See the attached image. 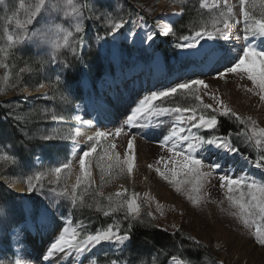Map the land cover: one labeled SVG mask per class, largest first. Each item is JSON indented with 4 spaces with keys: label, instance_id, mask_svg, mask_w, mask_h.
<instances>
[{
    "label": "rangeland",
    "instance_id": "374dc122",
    "mask_svg": "<svg viewBox=\"0 0 264 264\" xmlns=\"http://www.w3.org/2000/svg\"><path fill=\"white\" fill-rule=\"evenodd\" d=\"M32 2L34 0H0V64L4 65L0 67V109L3 112L0 115V155L11 157L8 161L0 160V187L4 188H0V245L6 251L2 254L4 264H17V261L20 264H73L72 259L76 253L74 251L66 250L65 255L70 256L66 259H63L62 253H54V257L51 256L45 261L41 255L45 245L39 247L32 242L24 244V232H18L23 226L21 220L24 217V199L32 204L31 220L36 225L41 221V217L47 216L46 220L61 223L63 227L77 228L81 232L78 239H83L87 234H95L97 230H106L109 225L121 235H129L131 226L129 227L130 218H125L126 204L124 208L115 211V205L109 207L107 198L115 197L117 192L124 193L119 198L121 202L133 195L137 198L139 218L131 220V223L140 220L150 223L170 235H177L180 242L176 243V248H172L169 254L151 248L147 255L143 252L140 257L132 258L133 262L126 260L123 254L126 243L121 245L102 242L84 252L87 255L82 264H264V245H260L255 238L257 226L264 228V221L257 216L256 223L249 221V224L245 225L238 215L234 214L238 209L232 207L226 199V189L220 187L218 175H213L205 182L198 194V203L193 204L188 198L187 186H181V191L177 192L175 186L159 176L156 171L159 169L170 174L166 163L170 162V154L159 145L175 124L182 125L185 129L182 136L189 135L188 130L191 128V135L206 138L213 134L224 135L219 133L218 126L212 130L192 128L191 125L198 123L201 115L205 118L216 115L218 124L220 118L225 119L232 127L230 132L245 130L251 135L248 130L253 126L256 129L264 128V101L260 99L259 89L247 79L246 73H226L223 78L217 75L220 70L235 62L236 54H242L245 46L242 31L244 21L240 15L239 0H74L77 9L75 13L72 12V6H67L64 0H50V3L57 5V11H42L29 28L39 31L50 25L55 18L56 23L72 31L73 35L69 38L68 45L56 53L57 62L45 63L43 67L38 61H49L52 54L50 45L26 41L11 48L7 46L6 33L16 36L19 32L14 21L8 23V18L16 13L20 20L26 19L27 13L20 4L23 3L26 8ZM161 2L172 3L184 13V9L188 11L184 26H173L166 53H160L168 77H173L182 69H188L194 64L206 63L204 59L198 61L193 54L198 50H181L175 46L182 43L183 36H191L196 31L205 29L212 31L216 40L208 43L218 44L224 54L217 62L218 66L217 63L211 64L212 70L208 75H185L178 79V83L203 79L209 85L207 89L200 88L194 92L178 90L177 93L154 102L158 107L194 110L197 120H184L192 115L191 111L183 113V120L181 113L169 112L163 116L153 115L143 119L142 123L147 125L146 127L129 128L126 117L137 105L124 107L127 112L116 116L120 121L112 118L109 121L111 124L107 123L108 125L101 129L111 133L107 141L102 140L101 143L114 144L116 147L113 151L123 164L127 140L130 137L123 132L116 136L115 129L121 127L124 132L135 135L133 155L136 161H133L132 173H127L126 166L123 174L114 175L107 171L102 173V168H106L108 162L99 160L103 152L98 147L97 153L88 158V182L81 179L77 185L78 178L82 177L79 156L88 150L93 142L88 141V136L76 135L82 123L77 122L75 117L78 115L84 118L86 101L101 98V84L108 77H116L123 71L135 69L140 63L144 72L153 71L152 62L145 61L147 54L144 51H131L126 45H118L108 39L106 33L110 24L121 20L128 21V27L136 29L141 17H149L154 22ZM201 4L205 7L202 8ZM213 4L217 7H213ZM260 7L259 0H248L245 5L246 10L257 18H260ZM229 8L232 10L230 14ZM65 12L69 15L65 16ZM77 18L84 29L82 33L75 32ZM131 18L138 20L133 24ZM225 20L227 28L224 26ZM217 28L227 34V39L216 31ZM237 35L241 37L239 40ZM100 36L105 39L97 42ZM255 40L261 42L257 50H264V40L251 39L254 47ZM65 63L71 66L65 68ZM21 68L26 71L21 72ZM77 71H80L79 80L85 76L91 84L93 95H84L78 82L69 81L70 78L65 75L66 72L76 75ZM58 75L59 83L56 82ZM41 83L47 86L46 100H42L41 96L22 97V89L33 90ZM197 95L199 100L196 99ZM62 96H67L70 102H65ZM204 104L213 105V108L219 107L221 111L224 108L231 109L244 123L231 114L222 117L213 109H204ZM53 115L62 116L63 119L55 123L51 119ZM43 135L68 138L45 141L41 139ZM72 136H76L75 142L71 139ZM253 146L259 155L264 154V144L256 146L253 143ZM182 147L186 148L187 142ZM19 153H25L26 156ZM141 154L143 161L140 160ZM200 154L208 162L219 161L223 168L218 170L220 174L230 170L228 174L235 178L247 177L264 184V170L256 169L238 153L232 155L213 149ZM38 156L44 158L42 165L37 163ZM64 163H70V167L63 170L57 181L55 175L50 174V169ZM150 164L152 168H149ZM38 172L45 173L41 181L43 188L37 184V191L30 194L26 191L27 180L34 178ZM14 182L23 188L22 199L14 196L9 187ZM73 195L76 196L75 206L72 203ZM105 211L109 213L107 217L104 215ZM117 225L119 229L116 228ZM191 245L200 248L204 253L197 261L187 259L184 255L185 250L192 249Z\"/></svg>",
    "mask_w": 264,
    "mask_h": 264
},
{
    "label": "snow or ice",
    "instance_id": "6c2138e0",
    "mask_svg": "<svg viewBox=\"0 0 264 264\" xmlns=\"http://www.w3.org/2000/svg\"><path fill=\"white\" fill-rule=\"evenodd\" d=\"M240 2V15L244 21L243 31V40L245 41V46L242 49V54H236L235 62L231 66H227L220 70L217 75L219 78H223L226 73H246L247 79L252 82V84L259 89L260 99L264 101V50H257L256 47L252 46L251 39H261L264 40V0H259L260 3V18H257L255 15H251L245 8V5L248 3V0H239ZM64 3L67 6H72V12H77V9L74 6V0H64ZM22 9H25L27 13V18L20 20L17 18L16 13H13L11 17L8 18V23L11 24L15 22L16 29L19 30L16 36L7 35V46L9 48L14 45H22L26 41H34L38 45H50L52 48V54L49 61H38L41 64V67L45 63H56L57 56L56 53L63 47L68 45L69 38L72 37L73 32L66 30L65 27L55 22H53L41 28L39 31L31 30L30 25H33L37 20L38 16L45 11L46 9L49 12H56L57 5L55 3H50V0H34L26 8L23 3L20 4ZM201 7H205L204 4H201ZM213 7H217L216 4H213ZM231 8L228 9L229 14L231 13ZM65 16H68L69 13L65 12ZM223 15V13H221ZM100 19V17H96ZM125 21H118L110 24L109 31L107 32L108 36L115 38L116 33L124 26ZM135 24V21H133ZM160 29V34L165 35L168 32H171L172 29L160 24L157 22ZM225 28L228 27L227 21L224 22ZM84 31L81 26L80 19L76 20L75 32L82 33ZM221 36H224L227 39V34L217 28L216 30ZM55 37V39L53 38ZM155 33L149 31L145 36L144 40L151 45L155 40ZM241 37L237 35V40ZM105 39V37L100 36L97 38V42ZM182 43L176 44L175 46L181 50H198L193 53L194 55H199L206 61L207 64L217 63L221 57L224 55L221 51V47L216 43H208L216 40V35L212 31L202 30L196 31L191 36H183L181 38ZM83 47V41H81ZM75 55V51L73 52ZM82 59V57H81ZM3 64H0V67H3ZM70 64L65 63L64 67H70ZM218 66V63H217ZM21 72H25V68L20 69ZM215 78V77H214ZM56 82H60L59 75L56 77ZM209 85L203 79H190L184 82H180L174 86H171L166 89H161L157 91H152L149 95H146L142 100L139 101L138 106H136L131 114L126 117V124L129 128L131 127H146L142 123V120L155 116H163L169 112L181 113V120H183V113L192 112V115H189L187 119L189 121L197 120L194 110L187 108H166L158 107L154 102L161 100L162 98H167L172 94L178 92V90H188L194 92L197 89L204 88L207 89ZM45 88V85L41 83L37 88V91ZM207 94V93H205ZM65 102H70L67 96L61 97ZM196 99L199 100V95L196 96ZM213 99H216L213 97ZM204 109H213V111L218 112L219 116L227 117L230 114L236 116L231 109L224 108L223 111L219 107L213 108V105L204 104ZM53 121L62 120V116L53 115L51 118ZM77 122L91 124L90 120H81L80 116L75 117ZM237 120H240L241 123H244L239 116H236ZM218 126V119L216 115H212L209 118H205L201 115L198 119V123H193L192 128H202L206 130L216 129ZM184 129L181 128L180 132H183ZM189 135H178L177 131L173 129L171 133L163 137V141L160 143L162 149H166L167 153L170 154V162H166L170 168V174L161 172L157 169V174L163 179L167 180L168 183L175 186L177 192L181 191V186H187L186 191L188 192V198L192 201L193 204L198 203L200 197L199 193L204 187L205 182H207L213 175L219 176L220 187L226 189V199L229 201L230 205L238 209L235 215H238L239 219L243 221L245 225L249 224V221L256 223V217L258 216L260 220L264 221V184L257 183L255 179H250L247 177L235 178L228 174L226 170L223 174H220L218 170L223 169L222 165L217 162H208L205 157L200 154L204 151H212L213 149L221 153L235 155L241 152V145H247L252 147L253 143L256 146L264 144V128L256 129L254 126L248 131L251 133L249 135L247 132H237V141L234 142L231 139V134L219 136L211 135L209 137L204 136H194L191 135V128H189ZM129 136L127 140V151L125 153V159L123 164H121L119 157L113 151L115 145H109L108 143H101V141H107L111 133L107 131L97 130L94 135L88 136V141H91L90 147L88 150L83 151L82 155L79 156V168L82 173V177L78 178L77 185L80 184L81 179L88 182L89 178V168H88V158L91 157L94 153H97V148L102 149L103 154L99 156L100 161H107V167L102 168V173L104 171L109 172L110 174L118 175L123 174L125 171V166L127 173L130 175L133 170V145L136 139L135 135H132L128 132H124V129L118 127L115 129V135L120 136L121 133ZM76 135H79L77 132ZM55 138L67 139L68 137L58 136L53 137L51 135L41 136L42 140L48 141ZM71 139L75 142L76 136H72ZM187 142V147L183 148L182 144ZM198 150H200L198 152ZM11 157L8 155H0V160L8 161ZM244 160L248 161L256 169L264 170V154H261L256 157L255 160H250L248 156L243 157ZM99 166V165H98ZM70 163H64L60 166L53 167L50 169V174L55 175L56 180L58 181L61 177L63 170L68 169ZM153 166L150 164L149 168ZM45 173H36L34 178H29L27 180L26 191L28 193H33L37 191V184H40L41 189L43 185L41 183L44 178ZM51 182V181H50ZM11 186V185H10ZM51 191V190H50ZM75 192V189H74ZM41 194L43 192L41 191ZM197 194V195H194ZM63 196V193H59ZM124 193L117 192L115 197H108L109 207H113V211L117 209L124 208L126 204V215L125 218L129 219V227L131 226V220H136L139 218V205L137 204V198L135 195L129 197L126 201L121 202L119 200ZM73 206L76 204V196L72 197ZM159 207V206H158ZM104 215L107 217L109 213L104 212ZM47 219V216L41 218V221L44 222ZM143 222V221H141ZM119 229V225L116 226ZM81 236V232L77 228L65 227L62 234L58 236L57 239L50 245L47 249V254L44 256V260L48 261L49 257L53 256L54 253H64L66 250L74 251L77 254H82L86 250L90 251L91 248L100 245L102 242H111L115 244H124L129 240V235H121L119 231H114L113 227L109 225L106 230H97L95 234H87L83 239H78ZM256 241L260 245H264V228L257 226L255 233ZM175 260V257L172 258ZM0 264H4L0 260ZM17 264H20L17 261Z\"/></svg>",
    "mask_w": 264,
    "mask_h": 264
},
{
    "label": "bare ground",
    "instance_id": "6f19581e",
    "mask_svg": "<svg viewBox=\"0 0 264 264\" xmlns=\"http://www.w3.org/2000/svg\"><path fill=\"white\" fill-rule=\"evenodd\" d=\"M163 4L174 5L168 2H161L158 6L159 7L158 11L160 14L165 13V10L163 9ZM165 26L172 28V31H173V26L171 27L170 24H167ZM124 38H126L127 40L128 39L138 40V34H133L131 37H129L128 35H125ZM255 42H256L255 46L258 49V47L261 46V45L259 46L258 44L259 43L261 44V42L260 40H255ZM262 47L264 48V44ZM195 57L197 58L198 61H201L204 59L199 55H196ZM152 67H153V71L144 72L143 65L140 63L135 69H131L130 71H126V72L123 71L120 74H118L116 77H108L107 79L103 80L104 82H102L101 84V98L99 100L92 99L90 101L89 100L86 101V104L84 106L85 116L83 119L82 118L81 119L90 120L92 121V123L91 124L82 123V125L78 127L79 136L86 137L89 135H93L95 131L97 130H101V129L103 130L104 126L107 123H110L109 121H111L112 118H117L116 116L119 117L121 114H124L127 112V109L124 110V107L131 105V104H135L138 106L139 101L142 100L146 95H149L152 91L166 89L171 86H174L178 84L179 82L178 79H180L181 77L185 75H190L192 77L201 75V74L208 75L212 70L211 64H207V63L198 64L197 63V65L194 64L190 66V68L188 69L187 68L182 69V71H179L178 73L173 75V77H168L167 75L168 72H166L165 65L163 61L161 60L160 56H156L152 60ZM82 86L86 90L89 89L88 82H84ZM21 94L23 98L32 97V96H46L47 86L45 85V88L40 89V91H37V88L33 90L24 88L21 90ZM134 108L135 107H133L132 109ZM132 109L130 107V111ZM117 119L120 121L119 118ZM184 120H188L187 117H185ZM114 121H117V120H114ZM175 125L176 126L173 129L177 131L178 135L182 136L185 129L183 128L182 125H177V124ZM181 128L184 129L183 132H180ZM184 144L185 142L182 144V146ZM133 149H134V146H133ZM72 153L74 155V149H72ZM142 156L143 154L140 155L141 161H143ZM36 160H37V163L38 162L40 163L41 161H43V158L42 156H38ZM10 185L11 186L9 187L14 192V194L20 195V196L24 194L23 188L19 183L14 182V183H11ZM149 191L151 192V190ZM31 208H32V204L27 199H24L23 206H22V213L25 216L24 220L26 221L23 222V226H21L22 228L20 227V229H18L19 230L18 232L20 231L24 232L23 235H25V237L24 239L23 238L22 239L24 240L25 245L28 242H32V244L34 243L36 246H39V247L41 245L44 247L45 245V250H43L44 252L41 253V255L43 256L42 259H44V256L47 254V249L55 241V239H57L58 236L63 233L65 227H63L61 223L56 224L51 219L45 220L44 222L39 221L37 225L34 224L30 217ZM2 249L4 248L2 245H0V260H3L4 258L2 255ZM67 251L62 253L64 257L63 259L70 257V256L65 255L67 254ZM85 255L87 254L86 253H82V254L75 253L72 259V263L82 264L83 259L86 257Z\"/></svg>",
    "mask_w": 264,
    "mask_h": 264
},
{
    "label": "trees",
    "instance_id": "16d2710c",
    "mask_svg": "<svg viewBox=\"0 0 264 264\" xmlns=\"http://www.w3.org/2000/svg\"><path fill=\"white\" fill-rule=\"evenodd\" d=\"M184 17L182 21L179 23V26H184L186 22V16L188 14L187 9H184ZM132 20H137L136 18H132ZM164 43H168V40H164ZM165 50V49H163ZM67 78H70L69 80H76L77 76L69 75L67 72L65 73ZM3 112L0 109V115H2ZM2 127V124H0ZM232 130V127L230 124L225 121V119L220 118L219 124H218V131L221 135H227ZM18 148V146H17ZM21 156L23 153H19ZM23 156H26L24 153ZM1 189H4L3 187H0ZM9 197H11L9 195ZM14 203V202H13ZM129 244L127 248L123 251V254L126 256V260L129 262H133L132 258L140 257L141 254L144 252L146 255L148 252L152 249H155L158 252H167L169 254L172 250V248H176V245L180 242L177 239V235H170L166 233L165 231H162L155 226H153L150 223L147 222H141L140 221H134L131 223L130 228V234H129ZM177 243V244H176ZM192 249L185 250L184 255L187 259L197 261L203 256V251L191 245Z\"/></svg>",
    "mask_w": 264,
    "mask_h": 264
},
{
    "label": "water",
    "instance_id": "95a60500",
    "mask_svg": "<svg viewBox=\"0 0 264 264\" xmlns=\"http://www.w3.org/2000/svg\"><path fill=\"white\" fill-rule=\"evenodd\" d=\"M240 132H247V131L242 130ZM228 134H231V139L234 142L237 141L236 132H230ZM240 147H241V152L239 154L248 156L250 160H255L256 157L258 156V151L254 148L253 145H252V147H248L247 145H241Z\"/></svg>",
    "mask_w": 264,
    "mask_h": 264
}]
</instances>
